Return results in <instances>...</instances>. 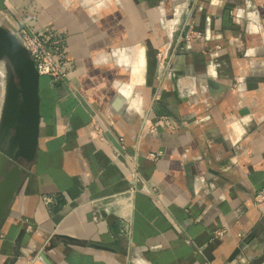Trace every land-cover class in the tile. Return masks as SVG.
Listing matches in <instances>:
<instances>
[{"label": "crops", "instance_id": "crops-1", "mask_svg": "<svg viewBox=\"0 0 264 264\" xmlns=\"http://www.w3.org/2000/svg\"><path fill=\"white\" fill-rule=\"evenodd\" d=\"M0 26L66 73L0 264H264V0H0Z\"/></svg>", "mask_w": 264, "mask_h": 264}, {"label": "water", "instance_id": "water-1", "mask_svg": "<svg viewBox=\"0 0 264 264\" xmlns=\"http://www.w3.org/2000/svg\"><path fill=\"white\" fill-rule=\"evenodd\" d=\"M3 60L10 64L12 72L0 116V228L22 183V165L36 158L41 125V76L36 63L17 36L0 26V61ZM251 87L248 86L250 90Z\"/></svg>", "mask_w": 264, "mask_h": 264}, {"label": "built area", "instance_id": "built-area-1", "mask_svg": "<svg viewBox=\"0 0 264 264\" xmlns=\"http://www.w3.org/2000/svg\"><path fill=\"white\" fill-rule=\"evenodd\" d=\"M187 27L189 24H186ZM21 43L29 50L32 59L36 63V67L40 76H48L55 80H59L66 77L63 64L58 57L48 49L46 43L43 42L36 32L29 31L28 29H20L15 34ZM202 36L199 32L189 28L181 39L190 41L194 38L200 39ZM167 125H170L168 122ZM258 204L264 203V188L256 194L255 198Z\"/></svg>", "mask_w": 264, "mask_h": 264}, {"label": "rangeland", "instance_id": "rangeland-1", "mask_svg": "<svg viewBox=\"0 0 264 264\" xmlns=\"http://www.w3.org/2000/svg\"><path fill=\"white\" fill-rule=\"evenodd\" d=\"M12 72L10 64L6 61H0V116L3 109L5 90L9 81V75Z\"/></svg>", "mask_w": 264, "mask_h": 264}, {"label": "clouds", "instance_id": "clouds-1", "mask_svg": "<svg viewBox=\"0 0 264 264\" xmlns=\"http://www.w3.org/2000/svg\"><path fill=\"white\" fill-rule=\"evenodd\" d=\"M213 3H217V0H213ZM240 15H243V10L240 11ZM251 15V14H250ZM248 31L250 33H258L261 31V25L258 22V18L255 22L249 23L248 25ZM250 52L252 50H249ZM231 127L235 130V132L238 134V136H243L245 129L242 127L241 121H235L231 125ZM141 264H147L146 261L141 262Z\"/></svg>", "mask_w": 264, "mask_h": 264}, {"label": "trees", "instance_id": "trees-1", "mask_svg": "<svg viewBox=\"0 0 264 264\" xmlns=\"http://www.w3.org/2000/svg\"><path fill=\"white\" fill-rule=\"evenodd\" d=\"M46 46L48 47L49 50H51V51H52V52L58 57V59H59L60 62H61V59L59 58V55H58L57 51H56L55 49L51 48V47L49 46V44H46Z\"/></svg>", "mask_w": 264, "mask_h": 264}, {"label": "flooded vegetation", "instance_id": "flooded-vegetation-1", "mask_svg": "<svg viewBox=\"0 0 264 264\" xmlns=\"http://www.w3.org/2000/svg\"><path fill=\"white\" fill-rule=\"evenodd\" d=\"M5 147V146H4Z\"/></svg>", "mask_w": 264, "mask_h": 264}]
</instances>
